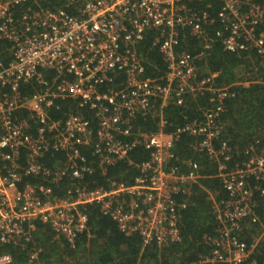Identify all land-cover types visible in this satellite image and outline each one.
<instances>
[{
    "label": "built area",
    "instance_id": "1",
    "mask_svg": "<svg viewBox=\"0 0 264 264\" xmlns=\"http://www.w3.org/2000/svg\"><path fill=\"white\" fill-rule=\"evenodd\" d=\"M48 1L0 0V41L13 56L0 61V245L28 248L29 261L40 264L38 224L75 246L88 228V205H98L124 234L140 235L144 246L180 242L182 210L202 176L195 160L173 163L177 141L189 135L191 146L217 164L228 192L212 197L218 226L217 235L206 236L211 252L189 264H259L252 254L264 227L251 244L242 234L247 220L259 221L264 146L251 144L247 158L231 164L218 120L236 93L217 85L218 72L201 76L195 58L219 40L227 51L264 59V2L221 0L213 14L214 0H65L55 8ZM25 4L32 7L21 9ZM187 33L203 41V51L183 48ZM148 34L167 64L163 80L146 75L141 44ZM195 91L212 93L205 120L169 131L170 99L182 104ZM65 103L67 113L57 115ZM149 116L159 118L157 130L138 122ZM138 147L149 157L135 164L130 154ZM123 161L140 169L132 184L115 177L90 184L97 171L105 177ZM0 264H14L13 255L0 251Z\"/></svg>",
    "mask_w": 264,
    "mask_h": 264
},
{
    "label": "trees",
    "instance_id": "2",
    "mask_svg": "<svg viewBox=\"0 0 264 264\" xmlns=\"http://www.w3.org/2000/svg\"><path fill=\"white\" fill-rule=\"evenodd\" d=\"M215 6L211 10L213 14L221 9V0H214ZM264 2V0H261ZM65 0H49L45 5L55 8L64 4ZM31 5L25 4L21 9H27ZM32 7V6H31ZM35 8L36 6L33 5ZM20 7L17 16L21 13ZM218 27V24H217ZM215 36V29L211 32ZM153 34H148L141 44V51L147 61L146 75L163 80L167 71V64L158 47L153 46ZM187 38L183 48L193 55L204 50L203 41L197 37L186 34ZM13 56L10 44L0 41V61L9 63ZM199 67V74L210 75L218 72L217 85L231 86L230 90L236 94L226 100L227 109L219 117L218 123L224 129L221 139L227 140L233 149L234 158L231 164L242 163L247 158V149L251 144L258 148L264 146V59L254 51L231 52L225 50L223 43L215 40L205 50L203 58H195ZM249 82L244 86L243 82ZM212 93L207 91L201 94L197 91L187 93L182 104L170 99L165 108V115L169 119L168 130L173 131L178 125L187 121L205 120L204 109L212 105L210 101ZM161 99V98H158ZM69 104L65 103L57 115H65ZM88 116L93 118L92 113ZM138 122L145 130H157L159 118L153 116L139 118ZM95 123V121H94ZM193 137L184 135L175 146L177 159L173 163L186 167L185 161L195 160L201 165V174L197 183L190 188L188 205L182 210L180 229L182 239L180 242L165 245L161 248L150 244L143 245L138 234L126 235L120 231L116 222L104 215L98 205H88V228L71 246L65 240H53V231L45 224L39 223L35 233V240L42 247L39 255L40 264H189L197 261L201 256L209 254L212 246L206 242V236H215L218 226L213 212V196L217 200L228 197L222 181L217 177L218 167L207 154L195 150L191 146ZM149 151L142 147L136 148L130 159L139 163L148 159ZM49 161V159H47ZM138 166L123 161L108 170L104 177L98 171L95 174V183L105 184L108 177L124 180L129 184L134 182L138 175ZM88 180H91L89 178ZM185 197L186 194H183ZM179 199H183L182 197ZM256 213L259 221L254 224L246 223L245 233L242 238L251 244L256 237L262 235L264 227V195L255 192ZM257 249L253 251L252 258L259 264L264 263V235L259 240ZM0 251H8L14 257V264H33L29 261L28 248L22 250L9 245H0Z\"/></svg>",
    "mask_w": 264,
    "mask_h": 264
},
{
    "label": "bare ground",
    "instance_id": "3",
    "mask_svg": "<svg viewBox=\"0 0 264 264\" xmlns=\"http://www.w3.org/2000/svg\"><path fill=\"white\" fill-rule=\"evenodd\" d=\"M146 39V38H145Z\"/></svg>",
    "mask_w": 264,
    "mask_h": 264
}]
</instances>
